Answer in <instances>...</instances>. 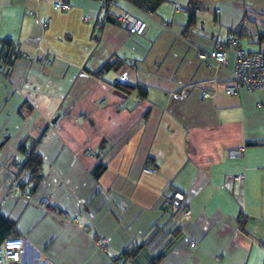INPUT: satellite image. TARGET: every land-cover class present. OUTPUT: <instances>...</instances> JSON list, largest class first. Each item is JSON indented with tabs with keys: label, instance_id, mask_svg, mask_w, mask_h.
Returning <instances> with one entry per match:
<instances>
[{
	"label": "crops",
	"instance_id": "obj_1",
	"mask_svg": "<svg viewBox=\"0 0 264 264\" xmlns=\"http://www.w3.org/2000/svg\"><path fill=\"white\" fill-rule=\"evenodd\" d=\"M123 11L145 21L142 34L112 20L98 26L99 0H0L8 236L26 237L52 264H118L127 250L128 264L159 252L160 264H264V90L224 93L230 48L222 65L197 58L237 29L240 48L264 53V0H162L152 10L117 0L108 10ZM31 152L41 179L20 187L26 199L10 184ZM172 189L190 217L167 239L162 202Z\"/></svg>",
	"mask_w": 264,
	"mask_h": 264
},
{
	"label": "built area",
	"instance_id": "obj_2",
	"mask_svg": "<svg viewBox=\"0 0 264 264\" xmlns=\"http://www.w3.org/2000/svg\"><path fill=\"white\" fill-rule=\"evenodd\" d=\"M104 9V16L97 20V25L102 26L106 23L107 17H110L113 22L123 25V27L131 34H142L146 28V23L142 19L134 17L127 11L109 14L108 10L115 5L117 0H99ZM53 6L57 9L67 10L70 8L65 1H55ZM144 7V6H143ZM242 29H237L226 34L224 40L217 44L214 50L209 52H198L197 58L202 61L210 60L211 62L222 65L225 63L227 49L230 48L234 52L233 65L230 69V80L224 87V93L228 95H236L240 89H246L250 92L264 90V53L262 52H248L240 48V34ZM48 63L49 60L45 59ZM202 98L211 96V92L207 89L200 91ZM230 157L242 155V148L232 149L229 151ZM144 172H152L153 169L149 166L143 168ZM231 180L236 186H239L244 181L243 173H236L231 176ZM31 183L29 171L22 167L16 175H14L11 182V189L16 194H22L26 199H30V195L23 193L20 190L22 185ZM42 203H47V199H42ZM163 211L167 213L172 222L179 225L180 219H189L190 209L186 204L184 194L178 190H170L164 196L162 202ZM96 244L101 249H106L107 239L98 237L95 239ZM25 245H28L33 253L40 254L39 257L31 258L29 254L25 253ZM191 246L194 243L190 244ZM37 264L43 262L44 264H52L48 260L42 258L40 250L34 246L24 236H7L4 237L0 243V264ZM119 264V263H118Z\"/></svg>",
	"mask_w": 264,
	"mask_h": 264
},
{
	"label": "trees",
	"instance_id": "obj_3",
	"mask_svg": "<svg viewBox=\"0 0 264 264\" xmlns=\"http://www.w3.org/2000/svg\"><path fill=\"white\" fill-rule=\"evenodd\" d=\"M133 4L141 7H146L150 10L154 9L156 6H158L162 0H129ZM192 15L190 16V19H192ZM107 20H112L110 17H107ZM120 88L124 91L131 92L135 90V88L138 89V92L141 94V88L130 86V85H120ZM143 94V93H142ZM24 168H26L31 177V182H33V187L36 186V184L41 179V159L36 154H33L32 152L28 155V158L26 162L23 165ZM101 171V166L97 165L95 169L93 170V173L95 176H98V174ZM169 220L170 217H169ZM172 221V220H171ZM172 225L168 228L166 232H164V236L167 239H171L173 235L178 231L179 225H176L174 222H171ZM12 229V222L5 219L4 217L0 216V243L3 240L4 237L8 236V233ZM158 235V233H157ZM156 234H153L150 237V240L153 238V236H157ZM140 247V246H138ZM137 248V247H136ZM135 250H127L125 252H122L115 258V262L119 264H128L132 260V256L134 255ZM164 258V255L162 252H159L152 256L147 264H160Z\"/></svg>",
	"mask_w": 264,
	"mask_h": 264
},
{
	"label": "bare ground",
	"instance_id": "obj_4",
	"mask_svg": "<svg viewBox=\"0 0 264 264\" xmlns=\"http://www.w3.org/2000/svg\"><path fill=\"white\" fill-rule=\"evenodd\" d=\"M25 253L29 254L31 258L33 257H39L40 254L37 253H33V251L31 250V248L28 245H25ZM29 264H31L29 262ZM37 264H44L43 262H38Z\"/></svg>",
	"mask_w": 264,
	"mask_h": 264
}]
</instances>
